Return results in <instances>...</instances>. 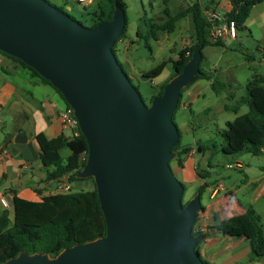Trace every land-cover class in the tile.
<instances>
[{"label":"water","instance_id":"1","mask_svg":"<svg viewBox=\"0 0 264 264\" xmlns=\"http://www.w3.org/2000/svg\"><path fill=\"white\" fill-rule=\"evenodd\" d=\"M125 12L85 27L46 0H0V52L35 70L60 92L88 145L76 178H92L106 223L103 237L48 254L20 252L1 264H204L193 235L199 194L182 205L173 173V122L182 89L200 74L201 49L147 106L112 47Z\"/></svg>","mask_w":264,"mask_h":264},{"label":"trees","instance_id":"2","mask_svg":"<svg viewBox=\"0 0 264 264\" xmlns=\"http://www.w3.org/2000/svg\"><path fill=\"white\" fill-rule=\"evenodd\" d=\"M104 1L109 4V12H95L94 15L98 18V21L90 26V28L109 22L112 19L115 5L123 8L125 12V6L122 0ZM230 2L232 8L224 16L234 21L237 28L240 29L245 27V23L250 16L252 8L261 3L262 0H230ZM210 5H217V0H210L206 3L205 7H209ZM58 9L64 11V9L60 7ZM186 16L191 17L193 25L190 46L181 50L176 58L163 61L154 68L143 72L141 74L143 78L151 79L158 77L163 72L167 62H170L174 69V75L171 77L173 78L182 72L196 48L199 47L202 52L203 48L207 46L224 45V42H212L208 39L209 25L203 15L202 7L198 3H194L180 10L173 16L168 15L165 22L153 24L151 30L143 37L146 42V47L149 48L148 42L151 38L156 39L155 31H163L165 33L172 32L175 24ZM71 18L74 19L73 17ZM125 21L126 23L122 36L125 35L128 25L126 14ZM136 34L139 36V32H136ZM121 39L123 38H118L112 47L115 57L116 54L113 48ZM0 54L19 64L22 68L30 72L33 77L52 86L50 82L17 58L2 52H0ZM118 63L127 74L123 65L119 61ZM213 78V76L200 70V74L196 76L186 88L182 89L177 108L173 115V122L175 125V113L182 104L183 93L193 82L201 79L211 81ZM169 80L165 81L161 85L159 91L151 96L150 102L154 97H158L162 94L163 88ZM263 83L264 76H253L247 85L246 97L241 99L236 108H233V112L235 113L234 119L232 121H227L225 128L221 132L223 143L216 146L212 141L207 140L205 142L207 147L200 145L202 154L206 151H211L212 153L217 152L225 155L242 153H247L256 157L262 155L264 148ZM211 87L216 94L221 93L226 88L219 80H213ZM55 91L63 99L60 92L56 89ZM65 105V108L71 109L66 102ZM242 105L248 108V112L238 115V108ZM224 109L230 110V107L225 105ZM76 132L77 135L70 138L60 135L54 139H47L42 133L36 135V141L40 148V162L45 169L51 170L47 172L48 181H60L64 175H68V181L70 183L85 180L76 178V175L85 164L88 145L85 138L80 133L78 125L76 126ZM179 136V142L172 149V152H174L176 156L170 162V167L173 165L182 168L184 159L192 150L191 146L181 145L180 132ZM64 149H68L70 152L66 158L61 156V152ZM197 175L200 176V178H204L200 172H197ZM89 179L93 182L92 178ZM207 186L208 185L204 183L198 188L196 193L201 196ZM187 202L188 200L182 202V205L185 206ZM12 209V220L9 219L7 210L0 216V264L10 258L17 257L20 252H26L30 255L35 253L48 254L51 258H54L65 248L93 241L103 237L106 233V223L100 209L95 185L91 191L81 190L77 192L57 193L45 196L37 202L13 197ZM198 214L199 212L197 213V217ZM254 221L258 222L259 216L253 209L249 208L245 214L231 217L223 223L218 224L215 228L224 236L232 238L247 237L250 242L251 255L253 256V258H249L250 261L257 258H264V237L260 227L256 225ZM192 234L200 235V233L195 232V225L193 226ZM205 236L208 237L207 234H205ZM201 260L204 264H207L202 258Z\"/></svg>","mask_w":264,"mask_h":264},{"label":"rangeland","instance_id":"3","mask_svg":"<svg viewBox=\"0 0 264 264\" xmlns=\"http://www.w3.org/2000/svg\"><path fill=\"white\" fill-rule=\"evenodd\" d=\"M50 4L59 8L60 3L64 2L70 10L63 9L76 21L83 26L90 27L94 25L98 18L94 15L100 10L105 11L109 8V4L104 0H95L89 6H83L76 0H46ZM125 6V14L127 18V29L125 37L121 39L113 48L117 60L121 63L123 56H126L132 68V74L128 72L132 84L138 90L143 102L148 106L150 98L156 94L161 85L174 75V69L170 62H167L163 72L156 78H143L141 74L148 71L163 61H168L177 57L182 46V40L186 37L185 22L183 20L176 24V28L172 32H167L164 36L167 39H161L158 31H155L156 39H150L149 48L146 47L143 38L151 26L155 23H162L167 20V15H175L182 7L186 6L189 1L193 0H122ZM255 5L251 11V15L246 23L252 32L249 35L247 29L240 28L237 30V39L229 41L223 46H207L202 50V61L199 66L200 70L213 76V80H219L226 88L219 94L212 90L213 80L209 81L201 79L190 85V92L193 90L190 103L182 98V104L175 113V123L181 135V145H194V141L210 140L216 146L223 143L221 132L225 128L227 121H232L235 117L233 108L239 105L241 99L246 97V88L253 76H264V48L257 49L260 44V35L264 32V0ZM200 2H203L200 0ZM161 19V20H160ZM139 32V36L136 34ZM190 40V38H188ZM262 46V44H260ZM132 75V77H131ZM264 87V83L262 84ZM228 105L230 110H225L224 106ZM232 109V110H231ZM248 112V108L242 105L238 108V115ZM69 150L62 151V157L66 158ZM239 159L244 163V172L236 167L229 169L227 164H233L234 160ZM196 160V165L199 163ZM264 165V158L261 156H252L247 153L236 155H225L221 153H212V161L210 166L201 167L210 175L200 178L192 167H187L182 173L176 172V166L171 165L172 171L178 181L184 186V194L182 202L190 200L195 195L201 185L202 179L208 183L215 180H221L228 187L230 184H236L241 187L237 197L243 201L251 192V187H245L243 184L244 175L253 179L260 173V167ZM186 176V177H185ZM185 178V179H184ZM86 180L75 181L72 186L73 191H86L85 188H78L75 184L86 182ZM77 182V183H76ZM84 184V183H83ZM206 201L203 196L201 206H205ZM259 221H254L261 229L264 237V200L259 202ZM8 217L13 219V209L8 210ZM225 237V236H224ZM223 238V236H220ZM230 238V237H229ZM201 242L196 247L199 251ZM235 238L222 239L216 248H229V252L235 253L239 250L243 251V244L235 248ZM203 246V244L201 245ZM234 246V247H233ZM234 248V249H233ZM212 252V251H211ZM253 258L251 254L241 256L238 260L229 264H264V258H257L250 262ZM256 258V257H254Z\"/></svg>","mask_w":264,"mask_h":264},{"label":"crops","instance_id":"4","mask_svg":"<svg viewBox=\"0 0 264 264\" xmlns=\"http://www.w3.org/2000/svg\"><path fill=\"white\" fill-rule=\"evenodd\" d=\"M202 1H189L190 3L180 10L194 3H198L203 8L206 5V1ZM59 7L62 9L66 7V10H70L64 2H61ZM231 8L230 0H217L216 9L222 16L227 14ZM101 11L103 10L99 12ZM103 12L108 13L109 8ZM166 15L168 18V14ZM181 20L186 24L184 30L186 37L182 40L179 52L190 46L193 31L190 16H186ZM246 23L243 29H247L249 35H251L252 32L246 26ZM176 24L173 31L176 28ZM159 33L161 39H167L164 36L165 32L159 31ZM260 36L259 43L262 46L258 44L257 49L259 50L264 48V32ZM229 41L223 44L229 43ZM121 64L127 74L128 72L132 74L130 62L126 56H123ZM189 89L182 95V98L188 104L191 102V96L193 97L194 95L193 90L190 92ZM65 107L64 100L55 91L54 87L33 77L30 72L19 64L0 54V192L8 193L10 194L9 197L12 196V198L18 197L35 202L40 201L45 196L59 193L57 191V182L59 181H48L47 172L51 170L45 169L40 162V148L36 141V135L42 133L47 139H54L60 135L66 138L72 137L75 132L74 128L64 126L59 118ZM206 141L196 139L193 146L188 145L192 147V150L184 159L183 167L175 169L177 173L186 171L187 167L190 166L196 174L200 172L202 177L210 175L205 169H201L204 166L208 168L212 161L211 151H206L202 154L200 145L207 147ZM261 157L264 158V148ZM197 158L200 159L198 165H196ZM236 163L240 164V168L237 169L244 172V163L239 159H235L234 165ZM244 177H246L243 179L244 186L251 187L252 190L242 202L237 197L239 190L241 191L240 186L230 184L227 187L221 180H215L211 183L203 179L201 181V185L204 183L208 185L200 196V201L203 196L205 197L206 204L204 207L202 206V210L196 218L195 230L199 227L206 228V232L202 234H207L208 237L205 236V240L202 243L203 246H201L202 244L200 245L201 249L197 250V253L207 264H229L232 261L236 262L242 255L251 254L250 242L247 237L235 238V248L243 244V251L239 250L231 254L227 247L212 249L218 247L222 239L231 238L228 236L224 237L222 233L215 229L218 224L231 217L245 214L249 208L260 216L259 202L264 200V165L260 167V173L257 177L253 179L246 175ZM60 181H68V175H64ZM74 183L69 182L71 192H77L72 189ZM80 183L75 184L76 187L85 188L87 191H91L94 188L91 180H86V182H83L84 184ZM9 209H12V200L8 209H4L0 204V216L5 210L8 211ZM220 236H223V238H220Z\"/></svg>","mask_w":264,"mask_h":264},{"label":"built area","instance_id":"5","mask_svg":"<svg viewBox=\"0 0 264 264\" xmlns=\"http://www.w3.org/2000/svg\"><path fill=\"white\" fill-rule=\"evenodd\" d=\"M78 4L83 6H89L93 3L94 0H76ZM206 3L210 0H205ZM203 15L209 25L208 28V39L212 42H228L229 40H235L237 38V26L236 23L232 20L227 19L225 16H222L216 9V5H210L209 7L202 8ZM62 124L66 127L74 128L75 132L72 135L73 137L77 135L76 126L77 121L73 116L72 109L65 108L59 116ZM229 169L234 167L240 168V164L236 163L235 165H227ZM70 184L68 181H59L57 182V191L59 193L70 192ZM216 189V188H215ZM10 194L1 191L0 192V204L4 209H8L11 206L12 196ZM196 233L206 232L205 227H199L195 230Z\"/></svg>","mask_w":264,"mask_h":264}]
</instances>
